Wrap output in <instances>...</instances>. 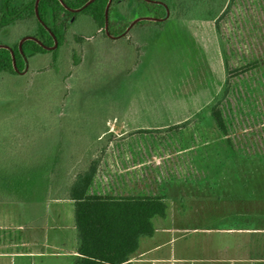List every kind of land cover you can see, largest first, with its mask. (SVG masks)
Returning a JSON list of instances; mask_svg holds the SVG:
<instances>
[{
	"label": "rangeland",
	"instance_id": "obj_1",
	"mask_svg": "<svg viewBox=\"0 0 264 264\" xmlns=\"http://www.w3.org/2000/svg\"><path fill=\"white\" fill-rule=\"evenodd\" d=\"M173 2L176 11L163 23L143 21L114 37L103 36L79 13L67 28L57 65H50V53H36L26 58L23 73H0V103L12 102L0 113V264H42L14 255L26 248L27 195L50 186L57 171L51 179L45 175L58 148L67 153L61 161L66 177L79 169L88 156L68 153L84 141L90 148L104 142L114 152L125 146L150 150L162 182L177 183L170 195L180 199L171 210L209 203L211 209L228 210L222 220L240 229L208 235V252L191 245L180 251L185 239L192 242L205 236L202 228L216 227L218 215L157 217L156 226L164 221L184 228L158 255H209L210 264H238L217 258L248 257L251 232L252 247L264 257V0H232L217 20L197 16L194 0ZM137 14L151 16L136 0L113 11L126 20ZM35 33L33 18L16 20L0 29V43L10 46ZM214 106L227 133L212 116ZM94 120L95 127L108 122L101 139L73 138L74 126L90 128ZM117 157L121 165L123 156L112 153L100 164L114 165ZM64 207L68 233V201ZM151 245L143 242L141 248ZM148 255L134 252L130 264H187L139 260Z\"/></svg>",
	"mask_w": 264,
	"mask_h": 264
},
{
	"label": "trees",
	"instance_id": "obj_2",
	"mask_svg": "<svg viewBox=\"0 0 264 264\" xmlns=\"http://www.w3.org/2000/svg\"><path fill=\"white\" fill-rule=\"evenodd\" d=\"M14 1L17 0H0V29L16 20L33 18L36 22V33L33 35L40 40L41 44L32 38H25L19 47V40L22 37L20 36L10 45L11 50L0 47V73L17 74L12 60L14 58L17 69H22L24 67L22 53L26 58L31 54L50 53V65H57L59 50L66 41L67 28L79 13L86 15L103 36L111 37L121 34L135 17L142 16L137 14L130 20L114 17V8L127 0H110L107 9L109 33L107 34L104 29V9L108 0H91L80 10L70 8H77L87 0H38V17L34 9L35 0H21L18 3ZM136 1L154 17L164 16L166 6L169 9V15H173L176 11L173 9L175 7L173 0L164 1L165 3L157 0ZM231 2L232 0H194L192 6L197 7V16L217 20L230 7ZM143 21L161 24L165 20L142 18L133 24ZM52 35L55 36L57 45L49 49L45 46L53 44ZM76 37L80 38L78 35ZM73 56L78 59L77 54L73 53ZM11 103V101L0 103V113H7L8 108L12 107ZM212 116L219 129L227 133L223 115L218 106L213 107ZM63 149L58 148L54 154L50 171H57L58 163L63 158ZM94 170L95 164L90 163L86 169L76 174L68 187V193L73 199L77 240V255L71 264H129L131 255L138 248L139 238L153 234L152 218L165 215L166 202L160 195L89 194L87 189ZM70 178L71 175L65 176L66 182Z\"/></svg>",
	"mask_w": 264,
	"mask_h": 264
},
{
	"label": "crops",
	"instance_id": "obj_3",
	"mask_svg": "<svg viewBox=\"0 0 264 264\" xmlns=\"http://www.w3.org/2000/svg\"><path fill=\"white\" fill-rule=\"evenodd\" d=\"M74 106L80 107H92L94 104H76ZM95 120L92 122V127L87 128L86 126L79 127L74 126L73 138H81L88 140H98L109 131V126L107 120H101L100 125L95 127ZM68 130L72 129L67 127ZM76 133V134H74ZM77 133H81L79 136ZM99 147H89V142L82 143L73 149V153H68L71 155L82 154L86 157L85 161L81 167L71 174V178L68 182L65 179V168L62 167V160L58 163L57 172L48 171L45 177L50 178L52 172H56L54 178H50V186L43 187L41 192L36 189H30L27 195V200L29 201V206L27 209V225L25 227V250H16L14 255L16 258H33L42 264H71L77 255V240H76V229L74 224V211H73V199L68 193V187L76 174L84 169H86L90 163L95 164V170L91 183L87 189L89 194H112V195H160L164 198L166 202V212L164 216H154L152 218L154 232L151 236H142L139 238V245L135 252L139 254L148 253V256H144L143 261H153L156 262H166L169 259H180L182 262L187 264H210L211 259L209 255L202 256H188L185 254L179 255H165L157 254V251L161 250L168 242H174L178 238L175 236L176 232H181L183 227H177L175 225L167 224L164 221L158 226L155 225V219L157 217L161 219H176L179 218L181 214H186L187 212H213L218 215V225L216 227H204L203 233L205 236L193 239L192 242H188L185 239L184 242L179 244L180 251L186 250L188 245H191V249H196L199 251H210V239L212 234H220L221 232H231L240 231V229L235 227H230L226 225V222L222 220L226 217V213L229 212L225 208L217 207L214 209L210 207L209 203L207 205L194 203L190 210H182L180 204L177 208L171 210V204L174 200L179 201V196L173 197L171 194V189L176 186V182H162L161 176L157 173L159 167L157 166L155 154H151L148 150L143 147L135 146H125L117 149H109L105 146L104 142L100 143ZM109 149V150H108ZM77 150V151H76ZM112 151V152H111ZM115 154L116 156L122 155L121 165L117 159L112 158L115 161L109 166H102L100 164L105 159L104 157L110 154ZM64 151L63 155H66ZM118 162V163H117ZM102 166V167H101ZM114 166V167H113ZM116 168V169H115ZM117 177V180L115 178ZM119 177V178H118ZM49 179V180H50ZM119 179V180H118ZM118 181V182H117ZM199 199H208L209 197H198ZM68 201L69 203V232L66 231V211L64 204ZM231 211V210H230ZM248 230V229H246ZM245 230V231H246ZM242 231V230H241ZM249 231V230H248ZM181 234L180 237H182ZM249 236V255L248 257L236 256L232 257H221L217 258L218 262H226L227 259H236L238 264H242V260L249 261L248 264H264V257H260L256 254L255 248L251 244L252 233L247 234ZM254 235V234H253ZM255 238V237H254ZM149 242L152 245L146 249L142 250V243ZM189 243V244H188ZM188 249V248H187ZM253 250V251H252ZM175 252V251H174ZM152 253H156L151 255ZM134 254V253H133ZM132 256V255H131ZM43 260L46 262L43 263ZM131 259H129L130 264ZM50 262V263H49Z\"/></svg>",
	"mask_w": 264,
	"mask_h": 264
},
{
	"label": "water",
	"instance_id": "obj_4",
	"mask_svg": "<svg viewBox=\"0 0 264 264\" xmlns=\"http://www.w3.org/2000/svg\"><path fill=\"white\" fill-rule=\"evenodd\" d=\"M90 1H91V0H87V1L84 2L81 6H79V7H77V8H70V9H71V10H80L81 8H83V7H84L87 3H89ZM149 1H150V0H149ZM37 2H38V0H35V2H34V9H35L36 16L38 17V13H37ZM109 2H110V0H108V2L106 3L105 9H104V13H105V24H104V29H105V31H106L107 34H109V33H108V27H107V9H108ZM63 5L67 8V6H66L64 3H63ZM165 8H166V13H165L164 16H162V17H160V18H158V17H154V16H147V15H144V16H137V17H135V18H134V19L128 24V26L125 28V30H124L121 34L125 33V32L129 29V27H130V26H131L136 20H139V19H142V18L152 19V20H161V19L163 20V19L167 18L168 13H169V9H168L167 7H165ZM41 22H42V21H41ZM48 31L51 32L49 29H48ZM121 34H118V35H121ZM118 35H116V36H118ZM52 37H53V44L50 45V46H45L46 48L51 49V48H54V47L57 45V40H56L55 36L52 35ZM25 38H32V39L36 40L38 43L41 44L40 40H39L38 38H36L34 35L26 34V35H23V36L20 38V40H19V47H20V45H21V42H22ZM0 47H6V48H8V49L11 50L10 46H9L8 44H5V43H0ZM22 56H23V58H24V67H23L22 69H17V67H16V65H15V60H14V58H13V60H12V62H13V66H14L15 70H16L17 72H20V73H23V72L26 70V68H27V59H26V57H25V55H24L23 53H22Z\"/></svg>",
	"mask_w": 264,
	"mask_h": 264
}]
</instances>
